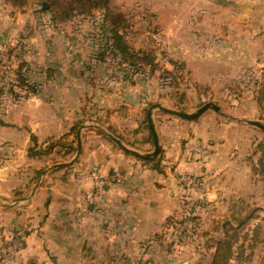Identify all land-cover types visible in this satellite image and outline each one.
<instances>
[{"label":"crops","instance_id":"crops-1","mask_svg":"<svg viewBox=\"0 0 264 264\" xmlns=\"http://www.w3.org/2000/svg\"><path fill=\"white\" fill-rule=\"evenodd\" d=\"M7 6L5 10L10 9ZM33 35L34 32L22 35L25 36L23 57L30 67L28 77L37 88L21 99L7 96L0 104V147L7 150L6 165L20 159L25 164L14 176L22 181L23 194L6 204L5 210L0 203V264H48L50 259L59 264H137L141 257L148 258L150 264H161L162 258H168L162 264L169 261L223 264V261L218 263L217 257L225 253L227 241L231 244L227 264H264V235L259 239L248 234V228L244 233L239 232L246 226L264 224V219L240 220L236 218L238 214L232 213L240 207L233 209L231 204H243L250 196L253 200L250 209L264 206L256 203L264 201V176L258 169L264 149L254 150L255 155L252 151L248 156L244 155L248 146L239 147L244 140L264 142L263 128L233 123L231 139L232 125L217 124L203 113L195 128V138L212 150L217 140H224L228 143V153L220 155V147L215 148L213 157L211 154L202 161L185 155V149L173 144L172 138L165 140L153 113L161 151L157 158H140L124 150L102 130L114 134L113 131H124L130 124L136 129L140 119L133 125L134 116L146 107L148 97L139 94L135 83L109 87L103 97L98 96L94 85L88 83V75L76 72L78 61L72 55L71 44L58 43L56 34L45 40ZM81 63L93 68L97 61ZM79 119L84 123L80 127L82 150L77 159L69 165L57 166L71 161L76 150L67 154L53 150L47 158L53 155L63 158L42 169L38 178L28 177L31 170L42 168L39 161L43 156L31 155V145L47 147L49 142L69 133ZM229 152L231 156L233 152L231 166ZM223 157L225 162L220 164ZM1 171L0 180L4 182L8 180L5 178L8 172ZM219 175L218 186L208 185ZM95 177L103 178L105 184L97 186ZM185 177L195 178L198 185L191 187L180 182ZM31 185L32 189L34 185L37 188L28 200L24 191ZM16 187L6 188L7 192H13ZM203 192L207 195L215 192L218 200H205V210L211 209L212 219L207 233L204 231L201 236L205 238L203 248L190 253L158 248V236L168 218L199 200ZM86 193L92 194L87 202ZM223 209L226 212L222 213ZM64 225L70 227L69 233L61 232ZM53 227L58 228L54 231ZM259 242L261 247L254 250ZM183 253L188 255L182 256Z\"/></svg>","mask_w":264,"mask_h":264},{"label":"rangeland","instance_id":"rangeland-1","mask_svg":"<svg viewBox=\"0 0 264 264\" xmlns=\"http://www.w3.org/2000/svg\"><path fill=\"white\" fill-rule=\"evenodd\" d=\"M59 2L61 3V0ZM5 4L8 5L9 10L4 9ZM40 8L43 9L44 6L38 4L34 9ZM111 9L113 10L112 14L117 16L120 13L122 18L126 19L121 30L126 43L131 46L133 51L141 55H152L155 61L154 66H146L145 71L133 74V69L128 63H125V66H119L116 64L117 59L108 56V60H99L97 64L91 66L93 68L89 69L81 62L90 59L96 61L94 57L97 52L102 50L105 43V38L98 27L100 14H97L95 20L77 16L57 25L59 27L56 29L50 25L49 12L33 9L21 12L17 11L10 3L0 0V22L3 23L0 28V53L3 57V63L0 66V86L8 87L13 83V61L6 59V56L10 50L25 41L23 34L34 32L33 37H39L41 40L56 34L58 43L71 44L72 55L78 61L76 72L84 76L88 75V83L91 87L94 85L98 96L103 97L109 87L115 88L119 84H133V81H136L134 83L140 91L139 94L144 98L148 97L146 107L141 110L139 115L134 116L136 121H133V125L140 119L136 129L130 124V126H125L124 131H113L114 135L123 139L130 149L141 153L154 151V141L151 142L149 136L151 130L148 128L147 111L155 103H161L181 111L195 112L203 104L214 102L221 107L225 115H221L211 108L204 113H207L209 119L217 124L232 125V129L229 131L231 139H233V123L247 125L248 122L245 120L248 118L259 119L264 123V114L258 99L260 93H264V0H111ZM12 11H16V15H12ZM17 52H20L18 48ZM128 75L132 77H128ZM112 76H116L115 79ZM125 78L127 80H124ZM176 83L179 84V87L175 85ZM5 97L0 98V104L5 102ZM100 99L98 98V100ZM134 99L136 100L137 96ZM153 113L155 122L161 129L165 140L172 138L173 144L183 147L186 151L185 155L188 154V157L206 161L211 154L213 157V153L216 152L215 148L219 147L222 150L220 155L228 153V143L224 140H217L212 150L209 146L199 143V140L195 138V128L198 127L200 117L195 120H187L159 108H154ZM246 115L248 116L246 117ZM221 129L224 131V127ZM128 139L129 141H127ZM222 139H225L224 136ZM250 142V140H244L239 143V147L244 146L247 149L248 146V151L246 150L244 155L250 156L252 151L255 155L254 150L258 152L263 149L264 142L262 140H254L251 142L252 145H249ZM30 148H33L31 149L32 153L43 147L31 145ZM6 154V148L0 147V172H2L1 170L8 172L5 176L8 180H4V182L0 180L2 210L6 209V204L14 202L15 197L23 194L20 190L22 181L16 180L14 176L21 172V168L25 164L20 159L10 162L7 166ZM48 154L41 155L43 157L39 161V166L42 168L28 171L30 173L28 177L34 175L38 178L42 174V169L52 164L55 159L63 158L58 155L47 158ZM228 157L231 166L233 152L232 156L229 152ZM226 159L228 160V158ZM224 162L225 158L223 157L219 163ZM10 165L13 167L12 170L9 169ZM24 174L27 176V170ZM219 179H221V175L213 183L208 182V185L218 186ZM180 182L186 185L189 183L191 187L198 185L195 178H181ZM262 184L264 186V181ZM13 185H17L14 191L7 192L6 188L9 189ZM36 185H34L35 188L32 189L31 185L30 189L24 191L28 200L32 198L31 192L35 191ZM243 188L245 190V183ZM204 190L206 189L202 191ZM205 193L203 192L204 195L199 197V200L190 203L187 210V213L194 214L196 222L187 219L174 231H167L166 235L163 233L164 239H161L162 243L158 242V248L162 247L164 251L169 252L173 249L176 250V253L183 252V250L190 253L200 247L203 248L205 238L203 239L200 234L201 231L207 233L209 222L212 219L211 209L205 210L204 206H207L205 200H217L215 192L210 195ZM88 194L86 193L84 197L86 202ZM245 202L243 204L235 202V205L231 202L233 209L240 207L232 211L233 216L235 213L238 214L236 218L240 220L256 219L261 221L264 219V206L262 209H250L249 206L253 202L250 196H247ZM256 203L264 205V201L261 200ZM221 212H226V210L223 209ZM185 214V209H183L177 216L181 218L185 217ZM224 215L221 214V216ZM181 225H185V227L187 225L189 229L192 228L191 231L188 230V235L184 231L179 232ZM57 228L53 227V230L55 231ZM246 228H248V234L259 239L264 235V224L246 226L239 232L244 233ZM69 229L70 227L66 225L60 227L61 232L65 233H69ZM236 232L238 233V230L234 231V233ZM254 247V250H258L261 247V242ZM181 255L187 256L188 254ZM167 259L163 260L162 258L161 264ZM138 261L137 264H150L146 257H141ZM48 264H59V262L50 259Z\"/></svg>","mask_w":264,"mask_h":264},{"label":"trees","instance_id":"trees-1","mask_svg":"<svg viewBox=\"0 0 264 264\" xmlns=\"http://www.w3.org/2000/svg\"><path fill=\"white\" fill-rule=\"evenodd\" d=\"M6 3H10L13 7L16 8L17 11L26 12L28 10H38L43 12H49L50 13V25L54 28H58L59 24L62 22H65L67 20H72L77 16H81L82 18H91L96 19L97 14H100L101 17L98 20V27L101 32V34L105 38V43L102 46V50L100 52H97L95 55L96 61H106L108 60V56H112L114 59H117L118 62L117 65H123L125 66V63H128L133 69V74L137 72L145 71L146 66H154L155 61L154 57L152 55H141L131 49V46L126 43L124 40L123 34L121 32L122 26L125 25L126 19L122 18L121 14L119 13L117 16L112 14L111 9V0H4ZM47 3V6L43 9H34L35 5L41 4L42 6ZM12 15H16V11H12ZM25 36H23L24 38ZM25 43L21 42L18 47L10 50L8 52V55L6 56V59H12L13 61V83L9 84L8 87L0 86V97L4 96H11L15 99H21L22 97L26 96L29 92L36 90L37 84L32 82L28 77L29 72V65L28 62L23 57ZM20 50V52H17ZM3 63V57L0 53V66ZM88 68H90L88 66ZM153 69V68H152ZM132 74V75H133ZM113 77V76H112ZM116 77V76H115ZM113 77V79H115ZM128 77H132L129 76ZM176 77V76H174ZM176 79H179V77H176ZM124 80H127L126 78ZM136 81H133V84ZM177 87H179V84H175ZM261 109L264 114V93H260L258 96ZM84 123L83 119H79L76 121L75 125L71 129L69 133L64 135L63 137L51 141L47 147L45 148H39L38 150H35L31 153V155H42V154H48L52 152L53 150H58L61 153H73L75 152L77 148V134ZM149 128V126H148ZM150 130V129H149ZM70 136L72 139H70ZM149 136L151 139V142H153V135L151 131L149 132ZM33 140L37 142V139L33 137ZM30 148V152L32 151ZM264 149V148H263ZM262 162L260 164V167H258L260 174L264 176V151L262 154ZM189 209V206L185 208L186 214L185 217L179 218L177 215H173L168 218L166 224L164 225L163 232L159 234L158 240L161 242V239H164L163 233L165 234L167 231H174L181 223H184L187 219H192L193 222H196V217H194L191 213H187V210ZM194 226V223H193ZM192 226V227H193ZM171 227V229H170ZM223 227V225H222ZM221 229V227L219 226ZM218 228V229H219ZM228 228V227H227ZM233 228V227H232ZM239 229L240 227H236ZM192 228L184 227L183 231L186 235L189 234V231H191ZM170 231V232H171ZM237 233V232H236ZM235 233V234H236ZM204 231H201L200 236H203ZM206 234V233H205ZM233 234V233H232ZM166 235V234H165ZM162 243V242H161ZM225 243V253L219 254V257H217L218 263L223 261V264H227L229 260V250L231 247V244L227 241ZM221 264V263H220Z\"/></svg>","mask_w":264,"mask_h":264},{"label":"water","instance_id":"water-1","mask_svg":"<svg viewBox=\"0 0 264 264\" xmlns=\"http://www.w3.org/2000/svg\"><path fill=\"white\" fill-rule=\"evenodd\" d=\"M46 6H47V3H45L44 7H46ZM154 108H159L164 112L176 115L178 117H181V118L187 119V120H194V119L199 118L201 115H203V113L205 111H207L210 108L215 110L217 113H219L221 115H225V113L222 111L221 107L219 105L215 104L214 102H207V103L203 104L195 112H186V111H181V110L169 108L167 106L162 105L161 103H155V104L151 105V107L147 111V121H148V125H149L151 133L153 135V140H154V151L152 153H141L139 151L130 149L123 142V140H121L119 137L115 136L114 134H112L108 131H105V130H102V133H104L111 140H113L115 143H117L119 146H121L124 150L131 152L134 155H136L140 158H143V159H154L159 155V153L161 151L159 136H158V133H157V130L155 127L153 117H152ZM245 121L252 124V125H255V126H258V127L264 129V123L262 121L254 120V119H246ZM92 126H94V125H92ZM81 150H82L81 129H79V131H78V145H77L75 156L73 157V159L71 161L66 162V163H60L57 166H66V165L73 163L77 159L79 154L81 153ZM167 264H174V263L172 261H169Z\"/></svg>","mask_w":264,"mask_h":264},{"label":"built area","instance_id":"built-area-1","mask_svg":"<svg viewBox=\"0 0 264 264\" xmlns=\"http://www.w3.org/2000/svg\"><path fill=\"white\" fill-rule=\"evenodd\" d=\"M7 76H8V74H7ZM95 182H96L97 186H103L105 184V180L103 178H99V177H95ZM91 197H92V194L89 193L87 196L88 200H90ZM184 227H185V225L184 226L181 225V227L179 228L180 233L183 231Z\"/></svg>","mask_w":264,"mask_h":264}]
</instances>
